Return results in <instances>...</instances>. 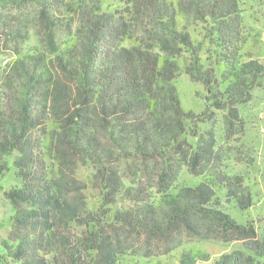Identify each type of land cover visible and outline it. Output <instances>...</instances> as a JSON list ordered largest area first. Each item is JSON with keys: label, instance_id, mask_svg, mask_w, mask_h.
<instances>
[{"label": "trees", "instance_id": "obj_1", "mask_svg": "<svg viewBox=\"0 0 264 264\" xmlns=\"http://www.w3.org/2000/svg\"><path fill=\"white\" fill-rule=\"evenodd\" d=\"M121 2L106 12L103 0H0V42L15 55L0 49V181L9 160L20 178L3 192L14 213L0 262L122 264L179 250L175 264H197L210 254L194 244L215 240L242 242L215 264H264L253 222L217 195L251 207L245 176L199 129L226 110V134L237 133L239 105L264 79V61L242 51L239 0ZM181 73L206 88L199 113L181 105ZM183 167L200 181L178 184Z\"/></svg>", "mask_w": 264, "mask_h": 264}, {"label": "rangeland", "instance_id": "obj_2", "mask_svg": "<svg viewBox=\"0 0 264 264\" xmlns=\"http://www.w3.org/2000/svg\"><path fill=\"white\" fill-rule=\"evenodd\" d=\"M243 23L247 32V41L243 45L244 54L251 55L264 61V0H239ZM121 0H103V10L112 12L121 5ZM36 38L32 36L30 43L34 44ZM8 45V44H7ZM9 46V45H8ZM5 44L0 42V49L4 61L12 60L15 55ZM182 107L195 113L205 108L204 96L206 88L200 82L193 81L187 74L181 73L174 81ZM212 119L199 124V129L205 131L212 129L215 133L218 146L225 154L224 163L231 173H241L249 185L254 204L246 209H240L232 201L225 199V190L217 189V195L221 198L222 208L240 224L252 221L259 237L264 239V79L260 87L253 90L252 98L239 105L238 112L241 122H237V133L229 136L226 134L225 114L226 110H215ZM192 142L195 137H188ZM90 168L80 167L77 176L90 185ZM200 181L199 176L191 175L186 167L180 171L178 184L193 185ZM20 178L9 160V170L0 181V236L6 237L10 229V216L14 208L5 199L3 192L19 184ZM90 200V206L97 205L96 193L92 188L86 191ZM196 248L206 250L210 259L200 261L197 264H215L216 257L223 252H230L241 248L242 242H221L215 240L199 241L194 244ZM3 249L0 245V252ZM179 250L173 256L157 257H128L122 264H156L160 260L163 264H175L178 260ZM0 264H2L0 262Z\"/></svg>", "mask_w": 264, "mask_h": 264}]
</instances>
